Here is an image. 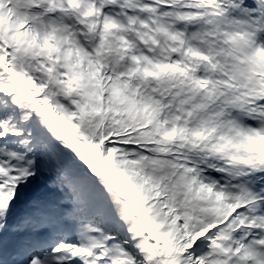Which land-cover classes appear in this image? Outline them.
Wrapping results in <instances>:
<instances>
[{
  "label": "snow or ice",
  "instance_id": "snow-or-ice-1",
  "mask_svg": "<svg viewBox=\"0 0 264 264\" xmlns=\"http://www.w3.org/2000/svg\"><path fill=\"white\" fill-rule=\"evenodd\" d=\"M0 264H264V0H0Z\"/></svg>",
  "mask_w": 264,
  "mask_h": 264
}]
</instances>
